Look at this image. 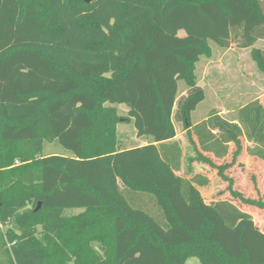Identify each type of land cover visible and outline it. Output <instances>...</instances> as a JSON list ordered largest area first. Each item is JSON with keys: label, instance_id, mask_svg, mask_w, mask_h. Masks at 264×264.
<instances>
[{"label": "trees", "instance_id": "1", "mask_svg": "<svg viewBox=\"0 0 264 264\" xmlns=\"http://www.w3.org/2000/svg\"><path fill=\"white\" fill-rule=\"evenodd\" d=\"M230 26L243 48L264 41V0H0V264H264L253 215L207 203L206 175L178 174L175 121L190 164L264 210L227 174L243 152L264 161V105L192 121L205 100L196 66L210 41L228 46ZM252 57L264 73V50ZM121 123L148 143L121 149ZM46 143L68 155L44 156Z\"/></svg>", "mask_w": 264, "mask_h": 264}, {"label": "rangeland", "instance_id": "2", "mask_svg": "<svg viewBox=\"0 0 264 264\" xmlns=\"http://www.w3.org/2000/svg\"><path fill=\"white\" fill-rule=\"evenodd\" d=\"M188 22V20L186 19ZM190 23V22H189ZM190 24V28H195ZM233 25V24H231ZM186 30L179 26L180 35L186 34ZM231 36L228 46L222 47L219 42L210 41L213 50L211 58H203L196 66L195 74L199 85L205 93V100L199 104L193 113L194 124L205 119L208 114L215 110L230 121L237 120L238 111L251 101L259 100L264 105V73H262L252 57L254 49L264 50V41L257 40L252 47H241V34L233 26L229 27ZM222 37V36H220ZM224 38V37H222ZM180 97L187 94L186 85L180 83ZM119 112L127 116V107L119 105ZM178 131V141L181 143L183 158L182 170L178 174L191 178L195 174H204L209 178V185L200 187L199 190L207 203L225 199L234 202L243 211L253 215L259 228L264 231V210L243 205L239 200L233 198L227 191L228 184L225 183L210 167L194 163L190 159L195 156L190 146L186 132L181 122L175 121ZM133 124L121 123L118 126V139L121 149H128L138 146ZM244 147L247 146L245 138L242 139ZM224 159H214L216 164L229 163L232 159V151ZM51 154L68 155V153L57 143L45 144L44 156ZM227 174L235 181L234 188L243 193L245 197L264 202V161L248 156L245 152L239 157L237 164L227 171ZM79 211H69L78 213ZM186 264H201L197 258H190Z\"/></svg>", "mask_w": 264, "mask_h": 264}, {"label": "crops", "instance_id": "3", "mask_svg": "<svg viewBox=\"0 0 264 264\" xmlns=\"http://www.w3.org/2000/svg\"><path fill=\"white\" fill-rule=\"evenodd\" d=\"M136 138H137L138 142H140V144L138 146H135V147H141V146H144V145H146L148 143V141L145 140V139H141V138H138V137H136ZM176 140L178 141V136L176 137Z\"/></svg>", "mask_w": 264, "mask_h": 264}, {"label": "water", "instance_id": "4", "mask_svg": "<svg viewBox=\"0 0 264 264\" xmlns=\"http://www.w3.org/2000/svg\"><path fill=\"white\" fill-rule=\"evenodd\" d=\"M90 0H86V2H89ZM40 209V205H39V207L37 208V210H39Z\"/></svg>", "mask_w": 264, "mask_h": 264}]
</instances>
